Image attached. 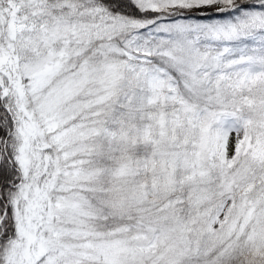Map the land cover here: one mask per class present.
Instances as JSON below:
<instances>
[{"label":"snow or ice","instance_id":"6c2138e0","mask_svg":"<svg viewBox=\"0 0 264 264\" xmlns=\"http://www.w3.org/2000/svg\"><path fill=\"white\" fill-rule=\"evenodd\" d=\"M0 264H264V0H0Z\"/></svg>","mask_w":264,"mask_h":264}]
</instances>
